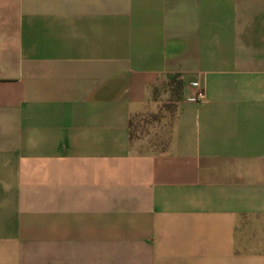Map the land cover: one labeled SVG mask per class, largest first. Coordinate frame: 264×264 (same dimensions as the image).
I'll return each mask as SVG.
<instances>
[{
	"label": "crops",
	"instance_id": "obj_1",
	"mask_svg": "<svg viewBox=\"0 0 264 264\" xmlns=\"http://www.w3.org/2000/svg\"><path fill=\"white\" fill-rule=\"evenodd\" d=\"M0 264H264V0H0Z\"/></svg>",
	"mask_w": 264,
	"mask_h": 264
},
{
	"label": "rangeland",
	"instance_id": "obj_2",
	"mask_svg": "<svg viewBox=\"0 0 264 264\" xmlns=\"http://www.w3.org/2000/svg\"><path fill=\"white\" fill-rule=\"evenodd\" d=\"M166 83V82H165ZM163 83V84H165ZM159 102L161 104V110H159L156 113L149 114L148 116L138 119L135 122V137L143 136L146 134L151 133L153 130V124H157L159 121H166L168 119V115L165 117L163 116V109L167 110L168 112L172 111L174 108V100L175 95L173 93V90H167L166 86H161L159 90ZM164 107V108H163ZM164 117V120H163ZM156 128V127H155ZM154 128V130H156ZM158 130V129H157ZM157 133V132H156ZM161 138L164 137L165 130L160 129L159 133H157ZM162 134V135H161Z\"/></svg>",
	"mask_w": 264,
	"mask_h": 264
},
{
	"label": "trees",
	"instance_id": "obj_3",
	"mask_svg": "<svg viewBox=\"0 0 264 264\" xmlns=\"http://www.w3.org/2000/svg\"><path fill=\"white\" fill-rule=\"evenodd\" d=\"M164 85L166 86L167 90H173V93L175 95V100H174V103L175 101H177L179 98H180V90H181V86H182V82L180 79H178L177 76H173V77H170L168 79V81H166L165 84H163L162 86L164 87ZM141 119V118H139ZM136 120L138 119H133L131 120V137H135V122Z\"/></svg>",
	"mask_w": 264,
	"mask_h": 264
},
{
	"label": "built area",
	"instance_id": "obj_4",
	"mask_svg": "<svg viewBox=\"0 0 264 264\" xmlns=\"http://www.w3.org/2000/svg\"><path fill=\"white\" fill-rule=\"evenodd\" d=\"M194 85H195V86H199V83H198V82H195ZM203 97H204V92H203V90H199V92H198V98L201 99V98H203Z\"/></svg>",
	"mask_w": 264,
	"mask_h": 264
}]
</instances>
